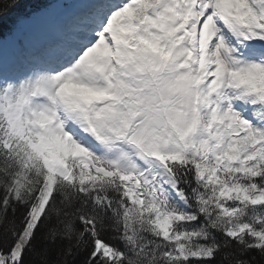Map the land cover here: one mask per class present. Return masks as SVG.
Segmentation results:
<instances>
[{"label": "snow or ice", "instance_id": "snow-or-ice-1", "mask_svg": "<svg viewBox=\"0 0 264 264\" xmlns=\"http://www.w3.org/2000/svg\"><path fill=\"white\" fill-rule=\"evenodd\" d=\"M0 264H264V0H0Z\"/></svg>", "mask_w": 264, "mask_h": 264}, {"label": "trees", "instance_id": "trees-1", "mask_svg": "<svg viewBox=\"0 0 264 264\" xmlns=\"http://www.w3.org/2000/svg\"><path fill=\"white\" fill-rule=\"evenodd\" d=\"M28 7H30V4L25 3L24 5H22L21 9L18 10V11H23L24 9H26V8H28Z\"/></svg>", "mask_w": 264, "mask_h": 264}]
</instances>
